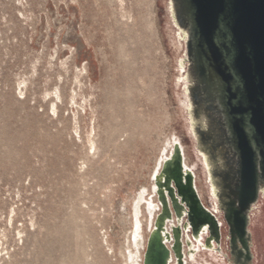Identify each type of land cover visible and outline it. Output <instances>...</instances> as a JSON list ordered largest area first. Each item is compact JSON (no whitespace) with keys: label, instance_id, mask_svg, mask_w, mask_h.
<instances>
[{"label":"rangeland","instance_id":"1","mask_svg":"<svg viewBox=\"0 0 264 264\" xmlns=\"http://www.w3.org/2000/svg\"><path fill=\"white\" fill-rule=\"evenodd\" d=\"M171 7L0 0V264H133V211L152 201L175 142L223 222L188 119ZM251 217L253 264H264V198ZM222 234L219 254L199 249L190 264H232Z\"/></svg>","mask_w":264,"mask_h":264},{"label":"water","instance_id":"2","mask_svg":"<svg viewBox=\"0 0 264 264\" xmlns=\"http://www.w3.org/2000/svg\"><path fill=\"white\" fill-rule=\"evenodd\" d=\"M171 6L185 37L193 122L209 131L200 140L193 124L199 150L221 160L211 176L223 222L205 207L175 144L155 179L161 210L143 264H171L173 254L184 264L188 231L195 240L207 233L206 246L220 252L223 228L232 264H253L251 216L264 191V0H171Z\"/></svg>","mask_w":264,"mask_h":264},{"label":"bare ground","instance_id":"3","mask_svg":"<svg viewBox=\"0 0 264 264\" xmlns=\"http://www.w3.org/2000/svg\"><path fill=\"white\" fill-rule=\"evenodd\" d=\"M172 9V7H171ZM172 12V10H171ZM173 18V17H172ZM172 20V19H171ZM174 20V18H173ZM172 23L175 24V21H173ZM181 32V31H180ZM185 39V37H184ZM185 55V54H184ZM182 64L184 65V63L182 62ZM185 71H184V75H185ZM183 81L185 82V87H184V91H185V95H186V99H187V114H188V119H189V122H190V126H191V131H192V134H194V126L192 124H194L193 122V118H192V114H191V104H190V101H189V96H188V83L186 82V76L184 77L183 76ZM54 111H57V107L54 106L53 107ZM192 123V124H191ZM195 135V134H194ZM92 144V143H91ZM175 144H179L178 142H175ZM174 144V146H175ZM196 148H197V151L199 152V154H201L202 158H203V161L206 165V168H207V171L209 173V176H210V182H211V186H212V195L213 197L215 198V203L213 204L215 209V213H218L221 217V213L219 211V208H218V202H217V195H216V188L215 186L213 185V182H212V176H211V168H210V165H209V162H208V159L207 157L205 156V154H203L200 150H199V146H198V142L196 143ZM94 146V144L92 145ZM174 146H173V149H174ZM181 146V145H180ZM182 148V147H181ZM183 150V149H182ZM172 154H173V151H172ZM172 154L169 156V158H171ZM183 155H184V151H183ZM169 158H167L166 160H168ZM165 160V161H166ZM164 161V162H165ZM184 161H185V156H184ZM163 162V164H164ZM163 164L161 166V168L159 170H156L153 174V186H152V191L154 193V197L152 198V201L151 202H148L147 203V207L145 208V210H141V204L143 203V200L141 199L140 202L137 203L136 205V210L133 211V222H134V228H133V232H132V241H133V245L134 247L137 248V252H135L134 254H132V259L134 260V263L133 264H143V256H144V251H145V248H146V244H147V239L144 234H143V225L146 223V221H144V223H142V220L141 218L143 217V212H145V214H147V217L146 218H149L148 220V226L150 227V229L148 230V233L150 234V232L153 230L154 228V222H155V219H156V216L159 214L160 210H161V206L159 204V201H158V197H157V190H156V185H155V179L156 177L160 174L161 172V169L163 167ZM185 167L186 169L190 170L187 166H186V163H185ZM192 172V170H190ZM194 174V173H193ZM195 175V174H194ZM195 179H196V176H195ZM196 188H197V184H196ZM198 191V189H197ZM199 192V191H198ZM200 195V194H199ZM201 197V196H200ZM264 198V191L263 193L261 194V197H260V200L259 202L257 203V205L262 202ZM202 199V198H201ZM133 203V202H132ZM257 205L254 207L253 209V212L255 211ZM206 207V206H205ZM261 207V206H260ZM207 208V207H206ZM120 209V208H119ZM127 207L125 204H123L121 206V210H126ZM208 209V208H207ZM209 210V209H208ZM210 211V210H209ZM212 212V211H211ZM252 212V213H253ZM214 214V212H212ZM144 218V219H146ZM220 221V220H219ZM177 223H173L172 225H176ZM252 217H251V226H252ZM168 230L169 232H171V225H169L168 227ZM252 235H253V232L252 230H250ZM206 235L205 237V240L203 241V236ZM149 236V235H148ZM207 237H208V234L207 233H202L199 240H195L193 238V236L191 235L190 236V231H188L186 233V238L183 239V245H184V254H185V258H184V264H190L194 261V258L195 256H197V254L199 253V249H202V250H205L206 252H215L217 254H219V252L214 248H207L205 247V244H206V240H207ZM190 240L191 242V247L189 248L188 244L186 243L187 240ZM205 243V244H204ZM169 247L171 248L172 246V242H170L169 244ZM253 247H254V243H253ZM128 248H131V245H129ZM190 249H194L195 251L191 253ZM141 252H142V255H141ZM224 256V255H223ZM227 260V259H226ZM171 264H178L176 262V259L174 258V254H173V260H172V263Z\"/></svg>","mask_w":264,"mask_h":264},{"label":"flooded vegetation","instance_id":"4","mask_svg":"<svg viewBox=\"0 0 264 264\" xmlns=\"http://www.w3.org/2000/svg\"><path fill=\"white\" fill-rule=\"evenodd\" d=\"M199 120L194 118V124L196 125V129H197V133L196 136L200 139H207L209 137L208 135V129L207 127L203 124V127H198L197 125H199ZM195 128V127H194ZM208 159V162L210 164V168L212 173L217 174L220 171V157L219 154L212 151L211 153L208 154V156H206Z\"/></svg>","mask_w":264,"mask_h":264}]
</instances>
